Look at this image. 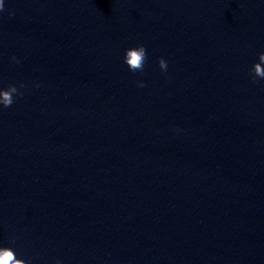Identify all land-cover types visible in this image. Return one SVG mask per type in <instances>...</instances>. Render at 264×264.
Segmentation results:
<instances>
[{"label": "water", "instance_id": "95a60500", "mask_svg": "<svg viewBox=\"0 0 264 264\" xmlns=\"http://www.w3.org/2000/svg\"><path fill=\"white\" fill-rule=\"evenodd\" d=\"M260 52L264 0H5L9 264H264Z\"/></svg>", "mask_w": 264, "mask_h": 264}, {"label": "clouds", "instance_id": "9594fccd", "mask_svg": "<svg viewBox=\"0 0 264 264\" xmlns=\"http://www.w3.org/2000/svg\"><path fill=\"white\" fill-rule=\"evenodd\" d=\"M5 0H0V9L3 8ZM9 15H12V12H9ZM146 57L145 46L143 44H138L136 46L127 47L124 50L123 60L128 65V67L132 70L142 69L144 65ZM15 61L17 58L15 56L12 57ZM18 62V61H17ZM159 66L161 69L167 68V61L165 58H159ZM258 66L260 70H258ZM249 71L253 74L252 79L255 80L256 77H264V52L259 53L258 61L253 62ZM139 83H143L140 81ZM38 86V84L36 85ZM19 87H23V83L21 82ZM14 94L22 95L23 93L19 92V89L16 84H10L9 87L5 90H0V106L6 107L10 105L15 99ZM9 254L0 250V264H9ZM56 264H61L59 259L56 260Z\"/></svg>", "mask_w": 264, "mask_h": 264}]
</instances>
